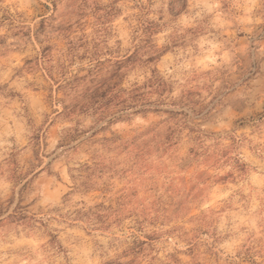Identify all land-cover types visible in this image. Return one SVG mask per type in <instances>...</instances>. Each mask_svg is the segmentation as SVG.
<instances>
[{"label":"rangeland","instance_id":"374dc122","mask_svg":"<svg viewBox=\"0 0 264 264\" xmlns=\"http://www.w3.org/2000/svg\"><path fill=\"white\" fill-rule=\"evenodd\" d=\"M0 264H264V0H0Z\"/></svg>","mask_w":264,"mask_h":264}]
</instances>
